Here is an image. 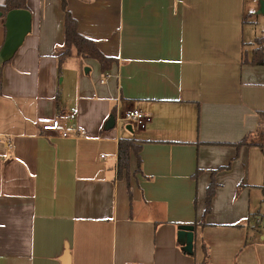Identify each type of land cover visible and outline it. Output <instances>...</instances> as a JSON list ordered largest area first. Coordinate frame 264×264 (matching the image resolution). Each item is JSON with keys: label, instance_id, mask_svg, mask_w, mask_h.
<instances>
[{"label": "crops", "instance_id": "crops-1", "mask_svg": "<svg viewBox=\"0 0 264 264\" xmlns=\"http://www.w3.org/2000/svg\"><path fill=\"white\" fill-rule=\"evenodd\" d=\"M259 1L67 0L107 71L76 50L60 65L62 0L18 7L31 29L2 72L0 264H264V144L236 146L264 111ZM6 34L2 13L0 48ZM130 108L150 120L106 129ZM67 118L69 137L43 129ZM120 138L141 146L121 176ZM194 223L191 254L179 226Z\"/></svg>", "mask_w": 264, "mask_h": 264}, {"label": "trees", "instance_id": "trees-1", "mask_svg": "<svg viewBox=\"0 0 264 264\" xmlns=\"http://www.w3.org/2000/svg\"><path fill=\"white\" fill-rule=\"evenodd\" d=\"M17 1V0H15ZM63 9L65 11L66 20H65V47L64 52L60 55L59 61L60 65L74 53L76 50L77 55L92 57L97 59L102 68L107 71L114 61L113 58L106 56L102 51L98 48L96 42L92 39H89L82 35L78 29V22L76 18L71 14V12L67 8V0H62ZM24 7L26 8L25 0L22 2H18L15 4H8L7 6H1L0 12L3 13V20L6 22L7 13L15 8ZM10 60L0 64V96L2 95V72L4 66ZM256 64H264V46L258 49L255 53V58L253 60ZM115 115V114H114ZM261 122L258 130L255 133H250L246 137H244L240 142L236 144V146L242 145H260L264 144V111L260 112ZM131 151H135L137 153L138 158L140 159V151L141 146L137 145L136 140L133 138H120L118 143V173L119 175H123L124 172L128 173L130 168V153ZM216 182L213 179L207 193V206H206V214L211 211V203L213 196L216 190ZM195 227L198 223H194ZM191 254L193 251L189 252Z\"/></svg>", "mask_w": 264, "mask_h": 264}, {"label": "water", "instance_id": "water-1", "mask_svg": "<svg viewBox=\"0 0 264 264\" xmlns=\"http://www.w3.org/2000/svg\"><path fill=\"white\" fill-rule=\"evenodd\" d=\"M258 14L264 15V0H260ZM2 15V13H0ZM5 25L7 27L6 39L0 48V64L10 60L22 44L25 36L31 29V15L26 9H12L7 13ZM110 124V125H109ZM116 124L115 115H111L107 122L106 129ZM180 233L186 237V252L194 249L195 225L183 224L179 226Z\"/></svg>", "mask_w": 264, "mask_h": 264}, {"label": "built area", "instance_id": "built-area-1", "mask_svg": "<svg viewBox=\"0 0 264 264\" xmlns=\"http://www.w3.org/2000/svg\"><path fill=\"white\" fill-rule=\"evenodd\" d=\"M113 74L111 72H106L105 79H102V82H104L107 78L112 77ZM77 112H73V115H76ZM151 118V115L149 113L144 112L143 110L139 108H130L123 112H117L116 114V122L118 124L125 123L129 124L132 127L135 126H144L147 121H149ZM71 119H57L52 122L46 123L43 125V129L47 131H57L59 134L63 137H69L71 136V131L68 128V123ZM76 135L81 136L83 134L82 129L76 130ZM3 140L5 141L6 145L9 148L13 147V142L10 137H3ZM105 157V155H102Z\"/></svg>", "mask_w": 264, "mask_h": 264}, {"label": "rangeland", "instance_id": "rangeland-1", "mask_svg": "<svg viewBox=\"0 0 264 264\" xmlns=\"http://www.w3.org/2000/svg\"><path fill=\"white\" fill-rule=\"evenodd\" d=\"M260 2V1H259ZM257 18H255L256 20L258 19L259 24H260V28L261 30L264 31V15L262 14H257ZM258 49L262 48L264 46V37H261L260 39H258ZM120 128L124 127V123H120Z\"/></svg>", "mask_w": 264, "mask_h": 264}]
</instances>
